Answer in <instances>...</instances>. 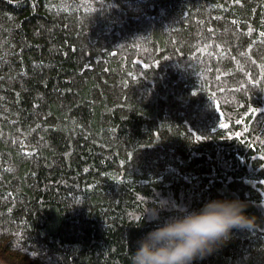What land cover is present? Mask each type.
<instances>
[{
    "label": "trees",
    "instance_id": "trees-1",
    "mask_svg": "<svg viewBox=\"0 0 264 264\" xmlns=\"http://www.w3.org/2000/svg\"><path fill=\"white\" fill-rule=\"evenodd\" d=\"M212 200L254 226L192 264H264V0H0V264H131Z\"/></svg>",
    "mask_w": 264,
    "mask_h": 264
},
{
    "label": "clouds",
    "instance_id": "clouds-1",
    "mask_svg": "<svg viewBox=\"0 0 264 264\" xmlns=\"http://www.w3.org/2000/svg\"><path fill=\"white\" fill-rule=\"evenodd\" d=\"M245 208L238 200H212L198 211L169 219L138 241L131 264H192L225 242L232 229L254 226Z\"/></svg>",
    "mask_w": 264,
    "mask_h": 264
}]
</instances>
